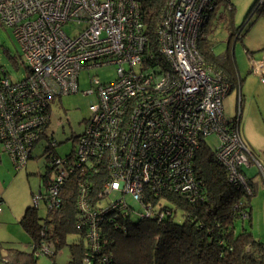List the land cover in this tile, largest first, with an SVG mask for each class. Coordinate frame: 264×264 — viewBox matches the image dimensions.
<instances>
[{"label":"built area","instance_id":"2783aa9c","mask_svg":"<svg viewBox=\"0 0 264 264\" xmlns=\"http://www.w3.org/2000/svg\"><path fill=\"white\" fill-rule=\"evenodd\" d=\"M142 2L0 0V22L21 45L28 71L17 84L8 77L0 80V141L5 151L15 168L23 167L34 145L46 137L52 98L76 92L82 70L113 65V81L89 78L86 93H94L96 102L89 106L75 142L78 166L101 161L108 167L105 193L122 190L138 200L144 185L151 183L154 190H174L192 200L193 155L205 136L214 133L219 141L216 157L228 180L251 196L253 187L243 169L254 163L263 179L264 169L242 139L239 114L230 121L224 118L226 76L207 67L197 49L213 7L221 3L230 9V0H165L154 39L144 22ZM65 26L77 30L70 35ZM256 67L263 73L262 62ZM49 145L56 144L51 140ZM52 161L59 168V182L72 167L61 157ZM56 194L53 184L44 198L37 194L33 200L51 206ZM81 209L88 207L82 203ZM242 218L246 220V213ZM36 253L51 250L43 245Z\"/></svg>","mask_w":264,"mask_h":264},{"label":"trees","instance_id":"16d2710c","mask_svg":"<svg viewBox=\"0 0 264 264\" xmlns=\"http://www.w3.org/2000/svg\"><path fill=\"white\" fill-rule=\"evenodd\" d=\"M164 2H142L150 39H154L155 25ZM219 4L213 7L203 25L197 49L207 67L224 73L229 82L228 94L236 85L229 44L223 53L216 55L205 34ZM226 10L230 15L234 12L233 6ZM253 13L264 17V1L259 3L255 0L245 21ZM242 26L233 29L230 36L239 37ZM20 57V63H23L22 55ZM9 58L18 67V58L10 54ZM27 72L25 69L23 78L11 80L2 68L0 80L8 77L11 83L17 84L25 79ZM236 115L225 120L230 121ZM77 138L78 135L71 136L74 142ZM45 139L47 143L42 154L46 156V171L39 174L41 188L37 194L44 198L53 184L57 186V194L51 206L42 202L46 209L44 216L39 215V204L34 200L26 206L19 223L30 237L31 250H20L0 241V264H37L36 252L41 251L43 245L49 246L51 253L45 254L53 260L59 250L67 247L69 264H264V241L255 238L250 229V196L244 195L228 180L225 167L216 157L217 146L210 147L204 141L194 152L196 186L192 200L174 190H154L151 183H146L140 198L134 200L122 190L110 189L105 193V185L110 179L108 167L101 161L93 166H78L75 146L65 155H60L55 150L59 143L47 134ZM51 140L56 144L53 148L49 145ZM32 150L25 165L34 158ZM56 156L70 161L67 168L72 167L59 182L56 179L59 168L52 161ZM113 192L119 195L110 197ZM126 195L142 210L135 211L127 203ZM1 203L0 196V207ZM82 203L88 207L87 211L81 209ZM134 213L138 214L137 221L132 219ZM245 213L246 220L242 218ZM237 221L241 222L239 230ZM93 233L95 239L92 238Z\"/></svg>","mask_w":264,"mask_h":264},{"label":"rangeland","instance_id":"374dc122","mask_svg":"<svg viewBox=\"0 0 264 264\" xmlns=\"http://www.w3.org/2000/svg\"><path fill=\"white\" fill-rule=\"evenodd\" d=\"M230 1L234 6L233 15H230L223 4L218 5L214 18L206 27L205 32L212 43L211 48L214 54L223 53L229 44V50L236 62V85L222 99L224 118L229 119L238 112L241 116V133L245 128L252 129L255 126H260L264 133V82L258 74L252 72L245 53V50L249 49L257 54L261 53L260 56L264 54V17L253 13L245 21L247 12L255 0ZM222 15L224 17L221 20L219 17ZM242 24L240 34L242 37L235 39L230 36V32L241 27ZM64 30L71 35L77 28L65 26ZM9 54L18 58V67L12 63ZM21 54V45L12 30L0 22V69H5L11 80L21 79L25 75L24 65L20 63ZM90 77H97L101 82L113 81L116 78L115 66L107 65L88 72L82 70L78 76L76 92L64 94L60 99L50 101L51 116L46 134L49 138L52 136L59 143L55 150L60 155H65L74 148L75 142L71 136L80 135L83 132L85 120L90 115L89 106L96 102L94 93H86L91 88ZM204 141L210 147H216L219 143L218 137L214 133L205 136ZM46 143L47 140L44 137L35 145L32 150L34 158L29 159L24 167L15 168L8 158L0 160V196L4 201L0 211V241L24 251L31 250L30 237L19 223V218L26 206L31 205L33 196L41 188L39 174H44L46 171V156L42 154V148ZM243 170L247 177H256L257 175L258 180L255 179L260 180L256 164L244 167ZM260 187V192L250 196L252 217L250 229L255 238L261 237L263 240L264 187ZM118 195L119 193L113 192L110 197ZM125 199L130 206L134 207L135 211L142 210L128 195L125 196ZM45 212L46 209L40 202L38 213L40 216H44ZM132 219L137 221L138 214L134 213ZM240 223V221L236 222L237 230L240 229ZM244 224L247 226L246 221ZM36 263L69 264L68 248L63 247L59 250L54 260L45 253H41L38 255Z\"/></svg>","mask_w":264,"mask_h":264},{"label":"crops","instance_id":"0c3cea01","mask_svg":"<svg viewBox=\"0 0 264 264\" xmlns=\"http://www.w3.org/2000/svg\"><path fill=\"white\" fill-rule=\"evenodd\" d=\"M231 4L233 6V3H231ZM233 8H234V6H233ZM245 53L249 59V64H250V68L252 69V72H255V74H258L260 76L261 80L264 82V69H263V73L259 72V71H255V69H254V66L256 67L257 63H259V62H262L264 65V54L262 56H260L261 53L258 52L259 54H257L254 51H251L249 49H246ZM233 61H234V66L236 67L235 58H233ZM237 75H239V74L237 73ZM240 123H241V116L239 119V126H240ZM261 130H262V128L260 126H255L252 129L247 127V129L245 128L244 132H242V133L240 130V133H241L242 139L244 140L246 146L253 153V155H255V157L257 158V160L261 164L262 168L264 169V133ZM2 158L4 160H7V158H8L9 162L12 163L9 154L5 151V149L3 148V145L1 144L0 160H2ZM251 164H253V163H251ZM251 164L249 166H251ZM258 172H259V170H258ZM258 175L260 176L259 181H257L258 180L257 175H256V177L248 176V179L251 183V186L253 187V194H257L258 192H260V189H261L260 186L264 187V179L260 173ZM1 199H2L1 204H3V202H4L3 198L1 197ZM250 214H251V202H250ZM263 214H264V212H263ZM250 218L252 219L251 215H250ZM257 239H259L261 241L264 240V239L262 240L261 237H258Z\"/></svg>","mask_w":264,"mask_h":264},{"label":"clouds","instance_id":"9594fccd","mask_svg":"<svg viewBox=\"0 0 264 264\" xmlns=\"http://www.w3.org/2000/svg\"><path fill=\"white\" fill-rule=\"evenodd\" d=\"M238 38V37H237ZM240 38V37H239ZM248 178V177H247Z\"/></svg>","mask_w":264,"mask_h":264}]
</instances>
